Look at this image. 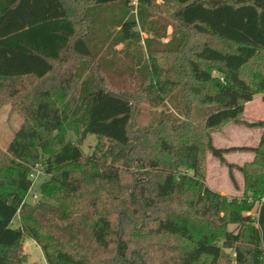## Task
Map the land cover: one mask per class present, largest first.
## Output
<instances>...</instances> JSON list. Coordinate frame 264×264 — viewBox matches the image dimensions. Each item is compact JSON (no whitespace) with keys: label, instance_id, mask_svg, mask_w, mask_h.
Returning <instances> with one entry per match:
<instances>
[{"label":"trees","instance_id":"trees-1","mask_svg":"<svg viewBox=\"0 0 264 264\" xmlns=\"http://www.w3.org/2000/svg\"><path fill=\"white\" fill-rule=\"evenodd\" d=\"M175 93L182 119L133 130L138 104ZM257 93L264 0H0V107L22 119L0 148V264H29L24 237L47 264H264V120L242 118ZM227 122L261 128L258 144L217 147ZM207 153L241 197L206 185Z\"/></svg>","mask_w":264,"mask_h":264},{"label":"rangeland","instance_id":"rangeland-1","mask_svg":"<svg viewBox=\"0 0 264 264\" xmlns=\"http://www.w3.org/2000/svg\"><path fill=\"white\" fill-rule=\"evenodd\" d=\"M159 2V1H158ZM134 3V1H133ZM171 26L168 27L166 37L163 38V41H166L170 38ZM145 34H143L144 36ZM122 44H118L117 47H120ZM117 83L121 86L135 88L138 86V80H135L134 83L131 79L117 80ZM259 97H258V95ZM254 98V101L251 105H247L245 112L242 115V118L246 121H257L259 118H264V95L262 93H257ZM258 104L257 109L254 108ZM246 106V104H245ZM244 106V108H245ZM185 103L179 97L178 93L173 94L171 98L166 101L161 106H152L148 103L138 104L135 111L132 122V128L142 129L146 126L156 124L164 116H172L176 119H182L184 117ZM210 108L201 107L193 108L191 112V119L198 124H202L205 117L209 114ZM21 117L11 109L9 104H3L0 107V148H5L10 139L13 136V132L19 127L21 123ZM244 126V128H242ZM240 129V130H239ZM212 142L217 147L226 148L230 145H242L247 144L251 146H256L258 144L259 138L256 137L253 129L246 127L244 124H238L234 122H227L220 129H215L211 132ZM68 138L70 140L76 141L75 134L73 132H68ZM98 139L92 135L88 134L83 139L80 144V148L84 151L85 154H89L95 148V144ZM248 152V153H247ZM231 151L227 152L224 157L226 160L238 163L242 165L244 162H249L253 158V153L250 151ZM206 171H205V183L210 189H214L221 194L226 196H242V187H243V177L237 170H234V175L238 184V189H234L229 176H227L226 167L221 165L219 161L209 153L206 154ZM48 176L43 172L36 175V178L33 180L31 190L26 195V200L30 203L36 202L38 199L43 198L39 193V188L41 183L46 181ZM19 224L18 216H15L12 220V226L17 227ZM22 251L27 254V260L29 264H47L44 259L42 249L39 245L29 238L24 237L22 241ZM226 252H231V250H226Z\"/></svg>","mask_w":264,"mask_h":264},{"label":"crops","instance_id":"crops-1","mask_svg":"<svg viewBox=\"0 0 264 264\" xmlns=\"http://www.w3.org/2000/svg\"><path fill=\"white\" fill-rule=\"evenodd\" d=\"M258 95V94H257ZM257 95H255L254 97H253V99L252 100H250V101H248L247 103H246V106H245V108H244V112H245V109H246V107H247V105H251L252 103H253V101H254V98L257 96ZM258 97H259V95H258ZM257 107H258V104L257 105H255L254 106V108L255 109H257ZM259 119H263L264 120V118H259ZM254 121V120H253ZM256 121V120H255ZM249 122H251V121H249ZM242 128H244V126L242 127ZM250 128V127H249ZM251 129H253V131H254V133L256 134V137L257 138H259L260 137V134H261V128H251ZM240 130V129H239ZM258 140V139H257ZM242 145H246V146H251V145H247V144H242ZM242 145H230V146H242ZM228 147V146H227ZM245 152H247V151H245ZM248 153V152H247ZM236 164H238V163H236Z\"/></svg>","mask_w":264,"mask_h":264},{"label":"built area","instance_id":"built-area-1","mask_svg":"<svg viewBox=\"0 0 264 264\" xmlns=\"http://www.w3.org/2000/svg\"><path fill=\"white\" fill-rule=\"evenodd\" d=\"M39 173H43V167L37 164L33 171L29 174V178L33 181L36 178V175H38ZM263 198L264 197H262V199Z\"/></svg>","mask_w":264,"mask_h":264}]
</instances>
